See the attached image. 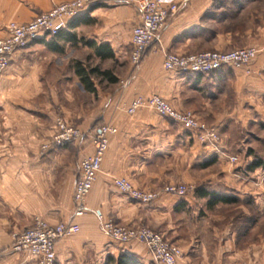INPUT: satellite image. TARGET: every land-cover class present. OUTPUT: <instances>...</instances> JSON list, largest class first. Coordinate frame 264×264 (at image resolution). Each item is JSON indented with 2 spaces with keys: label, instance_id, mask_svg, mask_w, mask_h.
I'll use <instances>...</instances> for the list:
<instances>
[{
  "label": "crops",
  "instance_id": "1",
  "mask_svg": "<svg viewBox=\"0 0 264 264\" xmlns=\"http://www.w3.org/2000/svg\"><path fill=\"white\" fill-rule=\"evenodd\" d=\"M59 1L0 0V35L11 19L26 21ZM176 1L179 6L137 64L128 54L130 27L139 14L122 0H94L56 34L41 33L12 51L0 70V264H35L32 256L8 249L11 233L29 226L34 215L49 223L78 224L76 232L56 239L54 264H163L152 261L137 240L118 242L102 235L94 211L161 233L181 248L178 264H264V235L258 227L262 223L264 229V164L243 169L260 154L247 142L246 125L264 116V0ZM246 45L258 49L247 72L221 66L187 74L162 66L164 51ZM76 60L85 68L108 69L114 79L92 72L91 88H85L73 69ZM37 93L51 101V112L28 109L27 96ZM152 93L173 107L191 109L215 128L217 146L199 143L148 105L125 112L132 96ZM55 114L84 134L41 151ZM103 123L114 131L106 133L99 169L83 199L86 210L74 216L77 160L92 152L95 130ZM226 153L243 157L232 166ZM119 175L133 186L159 192L148 202L134 200L112 184ZM166 182L193 189L178 195L160 191ZM207 190L236 201L207 203ZM243 229L252 231L250 239Z\"/></svg>",
  "mask_w": 264,
  "mask_h": 264
},
{
  "label": "built area",
  "instance_id": "2",
  "mask_svg": "<svg viewBox=\"0 0 264 264\" xmlns=\"http://www.w3.org/2000/svg\"><path fill=\"white\" fill-rule=\"evenodd\" d=\"M94 0H62L52 7L34 14L26 21L10 20L4 24V34L0 35V70L9 64V56L16 48L27 45L29 41L41 33L55 34L65 26L67 19L75 15L86 4ZM134 5L139 14V21L130 27V43L128 58L132 64H137L151 41L157 39L158 32L166 19L176 10L180 2L176 0H122ZM186 0H181V3ZM254 45L237 46L231 49H202L179 53L164 51L162 66L167 70L180 73H203L218 69L221 66L241 67L249 71L248 64L256 55ZM121 85L126 79H120ZM150 106L158 115H164L177 122L183 129L190 131L201 144L217 146L219 136L215 128L199 119L191 109L173 107L168 101L157 94L146 96L134 95L125 106V112L131 113L139 106ZM53 129L39 144L41 151L58 146L62 142L80 138L84 133L73 123L61 116L53 118ZM114 131L113 127L103 123L95 130L93 150L81 155L78 162V172L72 189V215L77 216L86 210L83 199L99 169L100 157L105 149L106 133ZM228 160L235 162L237 157L228 154ZM112 184L117 190L132 199L148 202L155 197L158 190H145L133 186L129 179L119 175L112 178ZM173 194H183L192 190L190 184L184 182H166L160 188ZM98 227L102 235L118 242L137 240L147 249L152 261L163 264H178L182 250L169 241L161 233L145 225H129L117 223L109 216L104 217L99 211H94ZM31 224L19 232H12V241L8 249L12 252H23L32 256L35 264H54L56 239L77 231L78 224L74 221L56 223L46 222L34 215Z\"/></svg>",
  "mask_w": 264,
  "mask_h": 264
},
{
  "label": "rangeland",
  "instance_id": "3",
  "mask_svg": "<svg viewBox=\"0 0 264 264\" xmlns=\"http://www.w3.org/2000/svg\"><path fill=\"white\" fill-rule=\"evenodd\" d=\"M76 52H77V55L82 60H84L85 62L87 60V62H89V63H94V59L90 55H87V53H84L82 51H76ZM30 56H31V54L28 55V57H30ZM42 59H45V57L42 56L41 60ZM65 68L68 69V65ZM27 98H28V100H27L28 109H31V110L34 109L33 111H35V112L36 111L38 113L43 112L46 114V112H48V111L51 112L52 109L55 108V107H52L51 101L44 99V97L41 94H38V93L37 94H29V96H27ZM54 110L56 111V109H54ZM58 115L61 116L63 119H65L62 115H60V114H58ZM58 115L55 114L53 117L58 116ZM65 120L69 122L68 119H65ZM246 126H247V131H248V133L246 135L247 142L251 143V145H254L255 150H257L260 153L259 155L255 153V154H253V156L260 158L262 160V162L264 163V157L260 156L262 154L264 155V116L262 118L258 117V118L250 120ZM247 150L250 152V150H254V149L251 147L250 148L248 147ZM228 154H231V153H226V156ZM233 155H236V154H233ZM242 157L240 155L239 158H242ZM239 158L237 157L235 162H230L228 160V157H227V160L230 163H232L231 165L233 166L234 163L236 164V162H238L240 160ZM243 169L246 170V164H244ZM263 179H264V177H263ZM258 227L261 231V235H264V229H262V227H263L262 223H260L258 225ZM251 234H252L251 230H244L243 237L250 239ZM104 264H106V263H104Z\"/></svg>",
  "mask_w": 264,
  "mask_h": 264
},
{
  "label": "trees",
  "instance_id": "4",
  "mask_svg": "<svg viewBox=\"0 0 264 264\" xmlns=\"http://www.w3.org/2000/svg\"><path fill=\"white\" fill-rule=\"evenodd\" d=\"M58 30H56V33ZM55 33V34H56ZM100 47V46H99ZM96 52L101 54L102 56H106L108 52L102 51L100 48H96ZM73 69L76 75H78L79 80L83 87L85 88H91V82L89 80V75L92 72H99L100 74H104L107 76L108 79L113 80L114 77L108 75V69H101L98 70L96 67L91 66V67H83L81 62L79 60L74 61L73 63ZM264 163L262 160L258 157L253 158L249 164L246 165V169L253 168L255 166H262ZM204 194L208 195L206 202L207 203H215L218 201H226V202H235L236 198L233 195L225 194V193H220L215 190H207L204 192Z\"/></svg>",
  "mask_w": 264,
  "mask_h": 264
}]
</instances>
